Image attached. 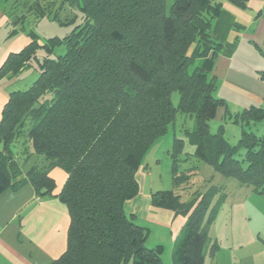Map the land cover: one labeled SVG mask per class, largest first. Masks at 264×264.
Wrapping results in <instances>:
<instances>
[{
    "label": "trees",
    "instance_id": "obj_1",
    "mask_svg": "<svg viewBox=\"0 0 264 264\" xmlns=\"http://www.w3.org/2000/svg\"><path fill=\"white\" fill-rule=\"evenodd\" d=\"M34 1L31 12L37 19L49 17L55 2L59 10L78 7L83 17L62 41H50L62 43L64 55L38 57L46 45L39 46L29 33V44L8 55L0 68V78L32 63L38 72L27 89L10 92L2 107L0 195L28 184L38 197H57L67 207L66 250L50 264H161L158 247L145 245L149 229L135 223L123 206L137 196L135 179L144 154L177 114L194 119L185 134L196 159L264 194V135L251 130L254 123L264 124V106L233 116L225 111L241 128L238 143L230 145L223 128L211 134L208 126L220 107L226 109L214 96L215 78L199 68L189 72L194 60L221 52L210 34L223 4L244 11L249 0ZM52 15L59 20L57 12ZM173 92L179 94L176 107L170 102ZM173 140L171 173L177 189L189 183L192 173H178L184 144ZM16 144L24 152L29 144L45 162L17 182ZM55 167L67 174L56 196L49 175ZM223 189L209 185L188 202L174 190L152 192L151 206L186 218L173 243V264H204L208 229L225 197Z\"/></svg>",
    "mask_w": 264,
    "mask_h": 264
},
{
    "label": "crops",
    "instance_id": "obj_2",
    "mask_svg": "<svg viewBox=\"0 0 264 264\" xmlns=\"http://www.w3.org/2000/svg\"><path fill=\"white\" fill-rule=\"evenodd\" d=\"M6 4L7 1L0 5V68L8 55L20 52L31 41L25 30L20 32L21 20ZM222 7L218 18L212 21L210 34L216 43L222 45V50L213 58L208 56L194 60L192 67L203 70L209 78H215V92L219 95L218 99L223 100L226 105V109H218L224 118L226 112L233 116L234 113L249 107H262L264 104V67L262 69L260 65L264 61V51L259 49L264 45V0H249L248 9L244 11L228 3H224ZM40 41L37 40L38 45L42 46ZM245 51L247 53H244ZM244 54L247 60L250 55L254 62L246 65L242 60L245 59ZM32 65L35 64H27L19 73H10L0 78V120L8 94L30 86L29 81L32 79H29L27 74ZM24 146L26 152L22 151L23 155L19 154L20 151L14 152V160L21 164V174L15 182L24 180L27 171L34 165L45 163L38 156L35 157L29 144ZM140 167L135 179L139 191L135 198L123 206L124 211L128 216H133L138 225L150 220L157 222L164 229L163 233L168 236L170 256L173 243L186 218L151 206L150 196L154 192V185L146 180L149 174L145 176ZM49 171L54 180L53 194L56 196L60 193L67 174L58 167ZM210 178L219 179L214 174ZM204 184L205 188L211 185L210 181ZM215 186L224 187L225 197L208 229L210 242L204 254V264H264V194L255 193L248 188L246 189L250 192H244L238 184L230 188L225 185ZM188 189L189 186H181L174 192L178 193L182 201L188 202L191 194L198 191ZM66 209L57 197H38L28 184L2 193L0 264H50L58 259L65 252L67 244L66 234L70 219ZM140 226L148 228L149 234L153 233L148 225ZM213 244L216 248L211 253Z\"/></svg>",
    "mask_w": 264,
    "mask_h": 264
},
{
    "label": "rangeland",
    "instance_id": "obj_3",
    "mask_svg": "<svg viewBox=\"0 0 264 264\" xmlns=\"http://www.w3.org/2000/svg\"><path fill=\"white\" fill-rule=\"evenodd\" d=\"M8 2L7 8L13 9V12L17 14V17H21V24L20 28L21 31H26L27 35L29 33H33L37 40H41L42 44L46 45L47 49H40L38 50V57H44L46 55L52 58H55L57 56H62L64 53H66V49L64 45L61 43L57 45H51L50 41L53 40H59L62 41L67 35H69L78 25H80L83 22V17L80 14V10L78 7L74 6L72 8L65 7L63 10H59L60 3L55 2L54 5L55 11H53L52 14L57 12V16L59 17V20H55L54 16L51 14L49 17H42L40 19H37L35 17V14H30L31 9L34 6L33 0H0V5H3L4 2ZM32 13V12H31ZM260 51H264V45L259 47ZM46 50H50L51 53H48ZM41 52L43 54H41ZM244 53H247L246 51ZM41 54V55H40ZM245 59L242 60L246 62V65H250L254 60H252L251 56L249 55L248 61L246 58V55L244 54ZM264 60V58H263ZM262 69L264 67V61L262 64H260ZM194 68L192 65L189 67V72H191ZM27 77L29 79H32L29 81V85L33 83L34 80L38 77V72L35 69V65H32L30 67L29 72L27 74ZM25 87H29L28 85ZM214 96L219 98V95L217 92L214 93ZM179 100V94L177 92H173L171 94V100L170 102L174 107L177 106ZM264 106V104L262 105ZM218 116L213 119L209 123V130L211 134H216L220 128H223V138L227 140V142L230 145H236L239 140V136L241 133L240 125H234V122L228 117V115H224L222 118L221 110L218 112ZM194 119L182 115L177 114L175 117V120L172 124H170L168 127H166V132L158 139L156 142L152 145V147L148 150L147 153L144 154V157L142 159L141 163V169L143 173H145V176L149 174L147 177V181L154 185L153 191L156 190H175V186L173 185V179H172V159H171V152L173 148V139L177 138L180 140H183V150L181 152V155L179 157V161L176 165L178 173H185L188 170H191V176L189 177L190 182L186 184V186H189V189L203 191L205 190L206 186L204 183L206 181H210L211 185H225L227 188L232 187L234 184H238L235 180L225 178L220 174H216L213 172V170L208 166L196 159L193 156L194 147L190 144L189 140H187V135L185 134V131L193 129L194 126ZM27 129H24V133H26ZM251 130L258 136L264 135V124L263 123H254L251 125ZM23 138V136L21 137ZM16 148V149H15ZM20 151L19 154L23 155L21 152L23 151L22 144L17 145L14 147V152ZM244 154L243 151L239 153V158L242 157ZM38 155H35V157ZM39 159H42L41 156H38ZM194 170V171H192ZM178 174V175H179ZM216 175V178L213 180L211 175ZM149 185L147 184V187ZM186 186H183L186 188ZM240 187L241 185L238 184ZM248 187L242 186L241 189H243L244 192L247 191ZM149 189V187H148ZM187 190V189H186ZM250 190V189H248ZM248 192V191H247ZM250 192V191H249ZM248 192V193H249ZM262 202V201H261ZM264 203V202H263ZM128 213V212H127ZM222 218V217H221ZM222 220V219H221ZM140 221V220H138ZM141 223V222H140ZM140 225H148L153 231L152 234H149L147 240H146V247L151 248H157L160 254L161 264H173L172 257L168 256L169 252V244H168V236L167 234L163 233L162 230H164L157 222L149 221L144 224ZM168 256V257H167Z\"/></svg>",
    "mask_w": 264,
    "mask_h": 264
}]
</instances>
